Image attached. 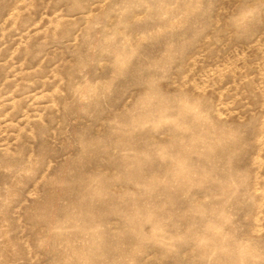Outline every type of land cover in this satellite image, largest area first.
<instances>
[{"label":"rangeland","instance_id":"rangeland-1","mask_svg":"<svg viewBox=\"0 0 264 264\" xmlns=\"http://www.w3.org/2000/svg\"><path fill=\"white\" fill-rule=\"evenodd\" d=\"M0 264H264V0H0Z\"/></svg>","mask_w":264,"mask_h":264}]
</instances>
